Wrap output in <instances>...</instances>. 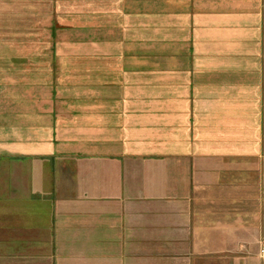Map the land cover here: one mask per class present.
Segmentation results:
<instances>
[{"label": "crops", "instance_id": "obj_1", "mask_svg": "<svg viewBox=\"0 0 264 264\" xmlns=\"http://www.w3.org/2000/svg\"><path fill=\"white\" fill-rule=\"evenodd\" d=\"M264 0H0V264H264Z\"/></svg>", "mask_w": 264, "mask_h": 264}, {"label": "rangeland", "instance_id": "obj_2", "mask_svg": "<svg viewBox=\"0 0 264 264\" xmlns=\"http://www.w3.org/2000/svg\"><path fill=\"white\" fill-rule=\"evenodd\" d=\"M261 246H262V247H261V248H262V249H261V254H262L263 257H264V253H262V250H264V240H262V242H261Z\"/></svg>", "mask_w": 264, "mask_h": 264}, {"label": "built area", "instance_id": "obj_3", "mask_svg": "<svg viewBox=\"0 0 264 264\" xmlns=\"http://www.w3.org/2000/svg\"><path fill=\"white\" fill-rule=\"evenodd\" d=\"M262 253H264V250H262Z\"/></svg>", "mask_w": 264, "mask_h": 264}]
</instances>
